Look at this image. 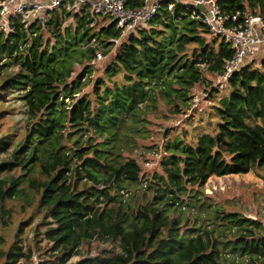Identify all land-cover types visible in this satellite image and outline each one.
<instances>
[{
  "label": "trees",
  "instance_id": "trees-1",
  "mask_svg": "<svg viewBox=\"0 0 264 264\" xmlns=\"http://www.w3.org/2000/svg\"><path fill=\"white\" fill-rule=\"evenodd\" d=\"M126 3L135 8L144 0ZM217 3L227 14L264 16V0ZM97 17L109 21L96 29ZM114 39L121 41L116 45ZM114 46L105 72L111 84L96 81L97 106L86 95L75 98L88 64L102 47ZM232 56L230 45L211 34L200 9L180 0H161L150 21L123 38L109 15L85 9L73 14L61 9L46 24L17 21L8 33L0 32V99L20 91L26 115L19 127L0 131V229L13 224L10 202L22 201L26 209L35 197L45 226L40 235L58 264L95 239L117 244L118 251L102 250L68 264L233 263L224 245L246 256L239 264H264L263 226L257 219L215 209V219L235 229L234 239L223 243L195 214L173 210L190 206V186L202 187L213 174L264 166V58L259 66L248 61L227 76L230 92L213 105L215 134L203 133L195 143L176 137L164 143L161 173L147 178L150 200L132 206L119 194L141 182L140 164L122 152L127 131L143 128L147 109L141 104H155L160 94L172 112H180L190 90L205 81L202 64L223 76ZM76 64L82 71L72 78ZM8 65L18 70L6 71ZM113 75L122 78L112 80ZM85 132L102 141L95 143L91 134L82 139ZM31 218L20 221L6 249L0 233V264L30 260L21 241Z\"/></svg>",
  "mask_w": 264,
  "mask_h": 264
},
{
  "label": "rangeland",
  "instance_id": "rangeland-1",
  "mask_svg": "<svg viewBox=\"0 0 264 264\" xmlns=\"http://www.w3.org/2000/svg\"><path fill=\"white\" fill-rule=\"evenodd\" d=\"M100 15L103 16L104 14ZM110 19L112 18L110 17ZM96 20L97 24L93 23L92 25L97 29L101 24H107L109 18L101 20V17H97ZM115 48L116 46L102 47L101 56H96L91 64H88L90 65L89 72H86L82 78L84 85L75 95V98L86 95L95 102L97 79L103 78L108 85L111 84L105 76V72L108 67L106 64L113 56ZM188 48L191 50L192 46L188 45L187 50ZM107 49L108 52H106ZM259 57L260 63L264 55L261 54ZM3 61L4 59H0V64ZM205 67L202 64V75L205 81L195 85L190 90L188 106H181L180 112H172V105L166 103L164 97L160 94L157 95L155 104H152L153 102L149 100L141 104V106L146 105L147 109L143 115L145 118L143 128L139 126V130L127 131L128 137L125 139L124 149L122 150L123 154L132 155L142 169L140 173L141 182L138 185H131L128 190H120L119 192L120 197L128 201L132 206L145 203L151 199L152 189L146 188V184L149 182L147 178L151 180L152 177L161 173V160L163 155H165L164 143L173 140L175 137L195 143L199 135L203 133L215 134L217 132L213 121V105L227 95L230 90L227 77L210 73ZM5 70L17 71L18 66L8 65ZM74 70L72 78L82 71V65L76 64ZM121 78L120 75H113L110 79L120 80ZM103 89L104 86H100V91ZM155 91L158 93V89ZM19 95L20 91L12 90L7 92L4 98L0 99V131L12 130L14 126L19 127L23 122L26 115ZM66 102H70V100L67 99ZM93 105L96 107V102ZM89 131H93V129ZM90 134L85 132L82 139H85L87 135H92L91 137L95 143L102 141L99 136ZM70 145L71 142H68L67 147H70ZM190 188L192 196L188 199L190 206L174 207L173 210L182 211L184 215L195 214L197 223L201 222L207 228H214L218 241L225 243L227 239H234L233 232L235 230H229L227 226L222 225L215 219L213 211L219 207L225 212L236 211L244 217L257 219L261 222L264 233V166L241 174H213L202 187L190 186ZM36 200L34 197L33 204L26 209H23L22 201L10 202L14 208L13 224L7 229H0V233L7 240L4 249L8 247L13 236L17 233V225H19L20 221L32 217L30 224L22 233L21 241L24 251L30 254L31 258L29 261L21 260L18 264H37L39 261H45V264H58L54 262L55 258L50 256L53 252L48 250L49 245L40 235L44 231L45 226L42 222V213L38 212L35 206ZM185 209H189L191 213ZM223 249L227 252L229 259H234L233 263L228 260L226 264H239L238 260L246 257L233 252L230 245H224ZM102 250L109 251L112 254L118 251V247L117 244H107L101 239H95L90 243L83 244L79 250L80 253L73 255L66 264L80 258L95 256Z\"/></svg>",
  "mask_w": 264,
  "mask_h": 264
},
{
  "label": "built area",
  "instance_id": "built-area-1",
  "mask_svg": "<svg viewBox=\"0 0 264 264\" xmlns=\"http://www.w3.org/2000/svg\"><path fill=\"white\" fill-rule=\"evenodd\" d=\"M160 2L144 0L141 6L131 8L126 0H0V32L8 33L17 21L25 26L46 24L61 9L70 14L85 9L109 15L116 22V28L121 29L123 37L144 27L158 10ZM183 2L192 3L199 9L203 6L206 11H200L211 34L226 41L233 49V56L225 63L223 77L248 61L260 65L259 55H264V16L249 11L227 14L220 9L217 0ZM118 40L114 39V42ZM100 56L98 52L97 57Z\"/></svg>",
  "mask_w": 264,
  "mask_h": 264
},
{
  "label": "water",
  "instance_id": "water-1",
  "mask_svg": "<svg viewBox=\"0 0 264 264\" xmlns=\"http://www.w3.org/2000/svg\"><path fill=\"white\" fill-rule=\"evenodd\" d=\"M199 7H200V9H202V10L206 11V10H205V8H204L203 6H199Z\"/></svg>",
  "mask_w": 264,
  "mask_h": 264
}]
</instances>
